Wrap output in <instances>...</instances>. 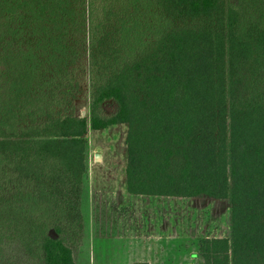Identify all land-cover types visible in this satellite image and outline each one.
<instances>
[{"label":"trees","instance_id":"obj_1","mask_svg":"<svg viewBox=\"0 0 264 264\" xmlns=\"http://www.w3.org/2000/svg\"><path fill=\"white\" fill-rule=\"evenodd\" d=\"M0 83V257L76 264L88 131L126 125L128 193L228 201L197 257L264 264V6L0 0Z\"/></svg>","mask_w":264,"mask_h":264},{"label":"rangeland","instance_id":"obj_2","mask_svg":"<svg viewBox=\"0 0 264 264\" xmlns=\"http://www.w3.org/2000/svg\"><path fill=\"white\" fill-rule=\"evenodd\" d=\"M226 1L241 5L248 13H257L258 9L264 6V0ZM105 108L107 115L116 111V106L113 103H107ZM89 109L90 86L89 83H86L82 98L75 102V114L89 118ZM127 130L126 125H119L101 131L91 129L88 131L86 173L83 178V237L79 243H76L74 239L71 241L76 264H129V257H132L130 262L134 263L135 256L128 253L133 245L132 241H136V236L129 237L127 234L129 208L132 206L130 201L134 199V196L130 195L126 189ZM12 182L14 183L15 179ZM0 193H4L2 186H0ZM168 200H170L168 219L171 225V222L175 224V220L179 221L180 219L179 214H176L173 208H177L178 204L183 201ZM185 201L189 202L191 206L194 204L199 213L196 217L198 221L196 220L195 223L197 230L196 228L194 231L187 230V233L191 231L195 238L191 239L188 245L185 240L184 245L175 247L173 243H176L177 240L174 238L176 229H170L167 252L144 254L145 259L150 260L151 264H202V260L195 254L197 237L229 236L228 201H214L208 198L194 202L192 200ZM187 219L191 220L189 216ZM119 223L124 228L118 225ZM185 246L189 248L187 249L189 251H180ZM163 249L165 250V247ZM175 249H178V252H175ZM135 255L136 258L142 256L137 253ZM135 262L138 261L135 260ZM0 264H40V262L37 259L29 258L21 247L14 243L4 245Z\"/></svg>","mask_w":264,"mask_h":264},{"label":"crops","instance_id":"obj_3","mask_svg":"<svg viewBox=\"0 0 264 264\" xmlns=\"http://www.w3.org/2000/svg\"><path fill=\"white\" fill-rule=\"evenodd\" d=\"M168 199H178L180 201H183L178 204L177 208L176 207L173 208L174 212L176 214H179L180 219L179 221L178 219H176L175 224H172L171 222V225L169 224V219H168L169 217L168 212L170 211L169 208L170 200ZM201 199H205V198L134 196V199L130 201V205L132 206H130L131 208H129L130 217L127 221V230H128L127 234L129 237L132 235L136 236L135 237L136 241H132L133 247L131 246L130 250L128 251L130 255L133 254L135 257H134V263L130 262L132 260V257H129V261H128L129 264H151L150 260H148L147 258H146L147 260L145 259L144 254L167 252V244L169 237L168 233L170 229L173 230L176 229V234H174V238H177V240L176 243H173V246L176 247L177 245H179L178 247H181V245H184L185 240H186V245H188V242H190L191 239H194L195 236H193L191 231L190 232L188 231L187 233V230L192 229V231H194V229L197 227L195 223L197 220L196 217L198 212L197 209H195L194 204L193 206H191V204H189V202H186L185 200L187 201L192 200L194 202L195 200H201ZM214 201H226V200H214ZM191 214L193 217L191 216ZM188 216L191 218L192 221L187 219ZM118 225L123 226L120 223ZM122 228H124V226ZM203 237L227 238L229 236L206 235L197 238L199 240L200 238ZM163 247H165V250L163 249ZM187 249L189 248H186L185 246L184 248H181L180 251H189ZM175 252H178V249H175ZM197 252L198 251L195 252L196 255ZM136 253L138 255L142 254V256H137L136 258L135 255ZM135 260H137L138 262H135Z\"/></svg>","mask_w":264,"mask_h":264}]
</instances>
